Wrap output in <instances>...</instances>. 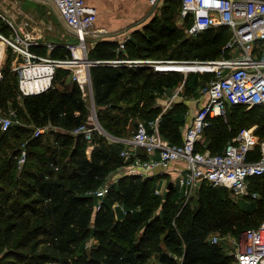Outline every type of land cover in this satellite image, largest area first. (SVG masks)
<instances>
[{
    "label": "trees",
    "instance_id": "16d2710c",
    "mask_svg": "<svg viewBox=\"0 0 264 264\" xmlns=\"http://www.w3.org/2000/svg\"><path fill=\"white\" fill-rule=\"evenodd\" d=\"M166 7L159 6L157 14L132 31L124 50H117V39H99L89 51L90 58L212 59L222 55L232 34L227 26L205 30L200 32L202 38L194 39L183 34L168 14L169 4ZM33 49L47 52L44 46ZM58 51L54 49L52 55L71 56L68 48L62 54ZM162 51L169 54L155 57ZM178 71L93 65L94 98L103 127L113 138L127 137L132 119L156 118L161 109L155 101L183 79ZM70 72L58 68L49 90L26 95L21 102L16 78L4 70L0 79V110L11 103L17 107L19 102V116L35 125L32 136L26 138L32 131L28 126L15 124L5 131L0 127V264H148L154 253H158V264H233L226 242L214 243L211 235L237 236L259 224L264 216L262 197V204L242 207L228 188L203 182L196 197L179 212L182 198L175 186L163 194L155 192L162 175L122 174L97 208L99 197L94 191L125 163L123 144L103 134H94L90 141L85 134L71 133L89 119L91 108L81 85L66 83ZM185 106L177 102L176 109L159 122L162 136L172 142L183 141ZM245 106L231 104L226 115L212 117L198 148L222 152L243 127L256 123L257 133L264 137V104L253 105L250 115L239 116ZM48 123L66 131L49 130L48 138L35 135L37 127ZM23 149L27 159L20 167ZM252 186L262 187L264 193V175L254 177ZM92 238L95 242L88 247Z\"/></svg>",
    "mask_w": 264,
    "mask_h": 264
},
{
    "label": "built area",
    "instance_id": "2783aa9c",
    "mask_svg": "<svg viewBox=\"0 0 264 264\" xmlns=\"http://www.w3.org/2000/svg\"><path fill=\"white\" fill-rule=\"evenodd\" d=\"M47 1L54 5L65 25L77 37L78 43L69 45L73 56L67 58L54 56L52 51L56 45L52 42L44 44L34 34L32 18L24 19L22 26H16L9 20L13 28L11 34L0 27V43L4 44L0 52L7 54L11 49L14 55L12 69H18L20 72L18 81L20 100L26 95L41 94L49 90L54 84L58 68L70 69L69 76L81 85L84 98L90 103L91 108L89 119L72 129L71 133L85 134L90 141L94 134H103L120 141L123 144L121 155L125 163L113 174L122 172L121 174H137L143 178L153 174L166 175L174 162H184L185 167L179 168L175 181L180 187L182 198L179 212L190 202L203 182L213 186H224L236 197L245 199L260 197V190L253 189L252 186L254 177L264 175V137L257 133V123L243 127L227 142L222 152L214 153L208 148L203 150L197 145L205 141V129L212 124V117L225 114L228 105L264 104V0H181L183 19L191 21L189 31L192 34L222 25L227 26L232 34L219 57L169 60L92 59L89 56L88 38L90 36L97 38L108 32L106 29L96 27L98 8L88 0ZM149 1L153 9L161 6V0ZM0 16H3L1 12ZM28 26L31 29H27ZM129 37L127 35L120 41L118 51L125 49ZM33 46H44L47 52L40 53L34 50ZM77 46L82 48L84 56L76 54ZM20 59L23 61L21 64L18 63ZM3 63L0 65V79L3 77ZM108 63L129 66L151 65L159 71L198 66L201 71L212 73L201 88V92L208 94L209 100L195 112L191 123L185 128L182 142H172L162 136L157 118L149 121L154 125L153 131L148 128L146 121H139L133 135L117 138L111 136L100 122L91 77L93 65ZM18 117V111L14 107H9L8 113L0 115L1 129L8 130L15 122H20ZM89 123H93V126H89ZM49 130L66 131L48 123L37 127L35 135L44 134ZM94 146V143L90 144L89 150L91 151ZM26 159L27 152L23 149L19 157L20 167ZM110 186L111 184L104 183L94 191L99 197L98 209ZM167 186L168 181L165 180L164 184L159 183L156 186L155 192L163 194ZM228 238L230 241L233 237L229 234ZM211 240L214 243H223L219 232L212 233ZM228 241L225 243L226 250L234 256V264H264V220L258 226L245 229L239 240H234V244ZM94 242L95 239L92 238L87 246Z\"/></svg>",
    "mask_w": 264,
    "mask_h": 264
},
{
    "label": "rangeland",
    "instance_id": "374dc122",
    "mask_svg": "<svg viewBox=\"0 0 264 264\" xmlns=\"http://www.w3.org/2000/svg\"><path fill=\"white\" fill-rule=\"evenodd\" d=\"M112 2H116V6L119 7H125L128 5H132L133 4V17L129 23L128 26H131L129 29L133 28H141L143 26V24H145L146 22H148L155 14H157V12H159V9H153V5L150 3L149 0H113ZM162 8H167L166 4H169V13L168 14H172L174 21L176 22L177 26H180L179 28H181V30H183V34L186 36H192L194 37V39H199L202 38L204 36V34H200L198 35V33L196 34H192L189 31V26L191 24V21H185L183 19V14H182V9H181V0H173V1H169V0H161L160 2ZM0 12L3 14V16H0V27H2L4 29L5 32L11 34L13 32V28L12 26H10V22L9 20H11L16 26L23 25V20L26 18H32V23L34 26V34L41 40V41H48V42H52L54 45H56L55 50H59L58 52L60 54H62L66 48H68L70 51L71 49L69 48V45L72 44H77L78 43V39L75 36V34H73L68 27L65 25V23L63 22V20L61 19V17L59 16L57 10L55 9L54 5L47 1V0H0ZM164 16V15H163ZM98 28V27H97ZM27 29H31V27H27ZM131 31V30H130ZM131 31V33H132ZM129 36H131V34H128ZM231 37V36H230ZM96 38L91 37L88 38L87 40V45H88V50L90 51L91 47H92V43L95 41ZM230 39V38H229ZM61 47V48H59ZM59 48V49H58ZM77 55H81L83 54V51L81 48H78L76 51ZM161 55H156L155 57H165L167 54H169V51H162L160 53ZM71 56H73V53L71 51ZM70 55L66 56L67 57H71ZM195 59V58H193ZM197 59H204V58H197ZM13 60H14V55L12 53V50L9 49L7 51V54L5 55V60L4 63L2 65V73L4 75V70L8 71L11 73L10 76L15 77L17 80V84L19 81V75L20 72L18 69H12L13 67ZM161 60H169L168 59H161ZM23 61L22 59L19 60V64H21ZM159 65H162L163 63H158ZM150 65H144V67H149ZM160 67V66H159ZM152 68V67H151ZM153 70V68H152ZM158 72V71H157ZM178 72H182L183 74V79L179 80L177 82V85L173 88H171L170 90H168L165 94L161 95L159 97L160 99H164L165 101H168V105L165 106V109L161 108V111L158 115L161 114V119L164 117V115H167L171 112V110H175V104L177 101L175 99H172L173 94L175 93V91L178 88H182V92L180 93V97L183 98L182 101L185 102V108L184 110H182L181 112V116L185 118V123L187 122V118L188 115L192 114V112L194 110H196L199 106V101L197 99L199 96V88L201 86V84L203 82L206 81V79H208V71H201L200 68L195 67V68H184L183 70H179ZM188 73L187 75L185 73ZM205 74H208L205 76ZM210 76V75H209ZM69 77V76H68ZM72 80V79H71ZM70 81V80H69ZM73 82V80H72ZM59 83V82H58ZM57 83V84H58ZM179 96H177L176 98H180ZM18 100L21 102L19 95H18ZM158 100V99H156ZM157 101H155L156 103ZM14 104L11 103L10 107H14L19 114V110L20 112H22V109L20 108L21 103L18 102V106H13ZM251 108L252 106H248L246 105L240 112H239V116L242 114H246V115H250L251 112ZM165 110V113H163V111ZM91 112V109H90ZM8 113V108H2V110H0V115ZM229 113V112H228ZM223 115H226L223 114ZM20 122H15V124H23L25 126H28L29 128L32 129V131L30 133H27L24 138H26L27 136H32L33 134V129L35 128V125L33 123H31L29 120H27L26 116H19L18 117ZM143 118L140 117H136L134 119H132V123L131 124H127V128H128V132H126V135H133L135 130H136V124L137 121L142 120ZM185 123L182 125L184 126ZM14 124V125H15ZM49 132H45L43 134L44 138H48L49 135L47 134ZM15 142V139H12ZM122 172H119L117 174H113V176H110L108 178V180L105 183L108 184H112V182L116 181V178L118 176H121ZM163 179V180H162ZM165 180L170 181L171 178L168 176H164L163 178H159L158 180H156V183H160V181L162 182V184H164ZM259 187V186H258ZM260 188V197H262L261 200L264 199V193H263V189L262 187ZM197 194H195L194 197H196ZM235 200L238 201L239 205L242 207H246V208H250L252 205L261 203V201L259 200V198L256 199H245V198H241V197H236L231 195ZM193 197V198H194ZM192 199V198H191ZM197 198H195L194 202L192 203L193 205H195ZM258 200V201H257ZM191 201V200H190ZM260 201V202H259ZM262 204V203H261ZM119 206V205H116ZM120 208H122L120 206ZM123 210V209H122ZM264 220V216L260 219L259 224ZM257 225H250L249 227H254V226H258ZM248 227V228H249ZM242 233V232H241ZM241 233L239 235H234L231 234V237H233L230 241L228 238V235H223L221 234L223 240L225 242H229L234 244V240L238 241L239 238L241 237ZM231 245V244H230ZM158 253H154L150 259L148 260V264H158ZM55 264V263H52ZM234 264V263H233Z\"/></svg>",
    "mask_w": 264,
    "mask_h": 264
},
{
    "label": "crops",
    "instance_id": "0c3cea01",
    "mask_svg": "<svg viewBox=\"0 0 264 264\" xmlns=\"http://www.w3.org/2000/svg\"><path fill=\"white\" fill-rule=\"evenodd\" d=\"M88 1L91 2L93 5H95L98 8V19L96 22V27H98L100 29H106L108 31L107 33L102 34L99 37H97L95 39V41L92 43L91 48L94 47V45L96 44L95 42L99 39H117L119 41H122L128 34H131L132 29H129L131 26H128V25H129V23L133 17V8H134L133 4L125 6V7H119V6H116L117 5L116 2H112L113 0H88ZM156 9H158V8H156ZM135 29H137V27L133 28V30H135ZM42 42L45 44L48 41H42ZM151 67L155 71L159 72V70H157L155 66H151ZM178 70L179 69H174V70H169V71H178ZM180 70H183V69H180ZM185 74L187 75L188 73L186 72ZM211 76L208 75V79H206V81H208ZM71 79H72L71 76L67 77L66 83H71L72 82ZM205 82H203L201 84V86L198 90L200 92L199 96L197 97V98H199V99H197L199 101L198 108L205 105L209 100L208 94L201 92V88L205 84ZM182 91L183 90L181 87L178 88L175 91V93L173 94L172 99H175L177 101H182L183 98H181L179 96ZM177 96H179L180 98H176ZM168 103L169 102L165 101L164 99L159 100V97H158L156 105L165 109V106L168 105ZM198 108L196 110H194L192 112V114L188 115L187 122L185 123L184 126L181 127L183 135H184L185 128L187 127V125H189L191 123L193 116H194L195 112L198 110ZM163 113H165V110L163 111ZM156 118L160 122L161 114L158 115ZM156 118H154V119H156ZM140 121H144V120H140ZM149 121L150 120L146 121L147 126L150 130L153 131L154 125ZM138 123H139V121H137L136 125H138ZM128 136H130V135H128ZM140 151H143V149H140ZM181 167H185L184 162H180V161L174 162L172 164V167L170 168L169 173L166 175H162L160 178H163L164 176H168L171 178V180L176 181L179 168H181ZM160 183H162V182L160 181ZM168 183H169V181H168ZM158 184H159V182H158ZM174 186L180 191V187L177 183H175ZM167 188H168V186H167ZM49 264H52V263H49Z\"/></svg>",
    "mask_w": 264,
    "mask_h": 264
},
{
    "label": "bare ground",
    "instance_id": "6f19581e",
    "mask_svg": "<svg viewBox=\"0 0 264 264\" xmlns=\"http://www.w3.org/2000/svg\"><path fill=\"white\" fill-rule=\"evenodd\" d=\"M3 47H4V44H3V43H0V48H1V50H3ZM78 48H81V47H80V46H77L76 49H75V51H76ZM81 49H82V48H81ZM82 51H83V50H82ZM5 55H6L5 52H3V51L0 52V65H1L2 62H4V60H5ZM78 56H84V52H83V54L78 55Z\"/></svg>",
    "mask_w": 264,
    "mask_h": 264
},
{
    "label": "water",
    "instance_id": "95a60500",
    "mask_svg": "<svg viewBox=\"0 0 264 264\" xmlns=\"http://www.w3.org/2000/svg\"><path fill=\"white\" fill-rule=\"evenodd\" d=\"M169 71V70H174V69H165L164 71ZM89 126H93V123H89ZM174 184H175V181L174 180H170L169 183H168V188L169 189H172L174 187Z\"/></svg>",
    "mask_w": 264,
    "mask_h": 264
}]
</instances>
